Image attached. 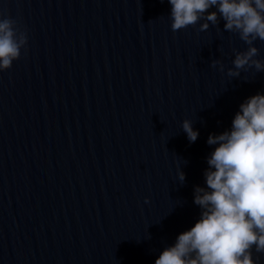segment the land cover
Returning <instances> with one entry per match:
<instances>
[{
    "label": "water",
    "instance_id": "obj_1",
    "mask_svg": "<svg viewBox=\"0 0 264 264\" xmlns=\"http://www.w3.org/2000/svg\"><path fill=\"white\" fill-rule=\"evenodd\" d=\"M170 8L0 0L28 37L0 71V264H154L195 223L207 138L264 92V71L229 77L234 50L247 47L238 34L223 20L173 31Z\"/></svg>",
    "mask_w": 264,
    "mask_h": 264
},
{
    "label": "clouds",
    "instance_id": "obj_2",
    "mask_svg": "<svg viewBox=\"0 0 264 264\" xmlns=\"http://www.w3.org/2000/svg\"><path fill=\"white\" fill-rule=\"evenodd\" d=\"M171 28L185 29L199 22V30L224 21V30L238 34L247 45L234 50L229 77L241 70L264 71L255 41H264V0H168ZM27 34L16 21L0 14V71L11 68L27 44ZM212 66L225 71L224 64ZM189 142L198 129L191 119L182 121ZM213 146L206 157L204 185L194 186L193 202L200 212L195 223L177 234L173 243L159 252L154 264H256L252 250L264 252V92L246 97L231 125L210 133ZM178 179L185 180L179 169ZM147 199V198H146Z\"/></svg>",
    "mask_w": 264,
    "mask_h": 264
}]
</instances>
